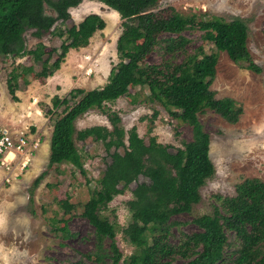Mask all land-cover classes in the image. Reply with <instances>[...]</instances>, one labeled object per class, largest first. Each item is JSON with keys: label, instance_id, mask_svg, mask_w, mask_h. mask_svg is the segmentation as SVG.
I'll use <instances>...</instances> for the list:
<instances>
[{"label": "trees", "instance_id": "16d2710c", "mask_svg": "<svg viewBox=\"0 0 264 264\" xmlns=\"http://www.w3.org/2000/svg\"><path fill=\"white\" fill-rule=\"evenodd\" d=\"M81 1L0 0V54L9 49L28 54L32 60L29 65L13 67L6 81L13 100L18 99L20 76L25 84L30 83L32 73L45 82L71 49L87 46L92 35L104 29L105 20L95 12L78 23H65L70 19L68 9ZM96 1L117 11L123 20L116 40L118 61L111 66L105 84L89 90L74 87L64 96H52L49 164L69 162L83 173V159L75 140L102 139L110 159L120 164L121 186L114 183L112 169L107 165L99 186L90 187L80 212L92 227V248L79 252L67 264H264L263 180L244 178L235 185L233 195L214 194L212 210L190 220L195 230H183L186 222L177 218L191 211L200 200V187L214 173L209 157L210 137L198 114L209 109L235 124L242 113L239 102L217 98L210 88L218 52L225 51L243 69L261 71L248 51L246 24L208 12L184 15L170 6L155 11L159 0ZM57 20L63 25L54 26ZM130 21L136 25L131 26ZM22 23L34 29L39 38L53 32L61 38L59 46L47 49L39 41L26 49L19 30ZM187 30L199 32L212 51L206 52L201 46L190 50ZM150 53L158 59L145 61ZM141 94L146 101L160 102L173 118L189 124L191 139L182 147L171 148L154 136L146 142L134 126L125 130L120 116L107 103L123 96H130L135 103ZM95 108L106 115L110 127L77 129L76 119ZM42 175L43 172L33 180L34 187ZM133 182L132 197L127 203L130 221L123 228L132 250L124 256L116 224L101 211ZM32 197L30 193V201ZM61 208L68 213L74 204L64 200ZM65 220L60 218L63 225L54 224L53 230L62 238L76 237L77 232L70 231Z\"/></svg>", "mask_w": 264, "mask_h": 264}, {"label": "rangeland", "instance_id": "374dc122", "mask_svg": "<svg viewBox=\"0 0 264 264\" xmlns=\"http://www.w3.org/2000/svg\"><path fill=\"white\" fill-rule=\"evenodd\" d=\"M168 6L184 15L208 12L226 20H242L247 26L248 51L261 68L260 72L243 69L225 51L218 52L215 77L210 88L217 98L229 97L239 102L242 113L235 124L228 123L209 109L198 114L203 129L210 137L209 157L214 173L200 187V200L192 206L191 211L177 215L179 220L186 222L182 229L190 231L196 229L190 221L194 216L212 210L214 194L233 195L235 185L244 178L257 177L264 181V0H159L154 10H164ZM68 11L70 19L65 23H78L87 14L95 12L105 20L106 25L92 35L87 46L71 49L60 68L45 82L41 83L32 73L29 75L30 83L25 84L24 77L20 76L17 100H13L9 94L6 81L13 67L29 65L32 60L28 54L22 55L9 49L0 54L1 126L5 127L3 118L10 119L16 111L19 113V109L24 112L29 110L20 105L22 101H28L25 106L34 101L30 108L39 113H35L37 116L43 117L39 131L32 123H26L24 131L28 139H36L39 144L25 167H36L34 176L25 179L23 169L8 182L0 171V216L6 220V227L0 230V264H67L78 257L79 252L90 250L93 245L92 227L80 215L90 187L99 186L107 165L112 169L114 183L121 186L120 164L110 159L102 139L90 137L84 141L75 140L83 159V173L69 162L49 164V141L54 118L49 112L52 96H64L74 87L89 90L105 84L111 66L118 61L116 40L123 29V20L118 12L96 0H82ZM128 23L136 25L134 21ZM62 25L60 20L54 23L56 27ZM19 30L26 49L34 47L39 41L47 49L58 47L61 42V38L53 32L39 38L34 34V29L24 23L19 24ZM185 34L191 38L190 50L201 46L206 52L212 51L211 44L202 40L199 32L187 30ZM157 59L156 54L150 53L145 61L154 62ZM137 100L133 103L130 96H123L107 103L120 116V125L125 130L134 126L146 142L154 136L158 142L171 148L182 147L184 142L191 139V126L173 118L160 102L146 101L144 94L139 95ZM92 125L110 127L106 115L98 108L88 110L75 121L77 129ZM41 172L43 175L34 187L33 180ZM10 186V191L4 190ZM134 186L135 182L131 183L101 211L116 224L117 239L124 256L132 250L124 237L123 228L130 221L127 203ZM30 193H33L32 201L29 200ZM10 200L14 202L8 203ZM64 200L74 204L68 213L61 208ZM60 218L66 219L70 231L77 232L76 237L62 238L59 232L53 230L54 224L63 225Z\"/></svg>", "mask_w": 264, "mask_h": 264}, {"label": "built area", "instance_id": "2783aa9c", "mask_svg": "<svg viewBox=\"0 0 264 264\" xmlns=\"http://www.w3.org/2000/svg\"><path fill=\"white\" fill-rule=\"evenodd\" d=\"M24 131L10 130L0 124V167L8 170L9 174L5 177L8 182L12 177H17L15 174L11 176L12 170L19 168L22 171L29 165L32 152L39 145L38 140L28 139Z\"/></svg>", "mask_w": 264, "mask_h": 264}, {"label": "crops", "instance_id": "0c3cea01", "mask_svg": "<svg viewBox=\"0 0 264 264\" xmlns=\"http://www.w3.org/2000/svg\"><path fill=\"white\" fill-rule=\"evenodd\" d=\"M27 102L28 101H22L21 103H20V105L21 106H24L25 108L26 107H28V109L29 110H27V111H22L21 109H19V113H17V111L13 114V116L10 118V119H5V118H3L2 120H3V123L5 124V127H9V128H11V129H16V130H21V129H26V127H27V124L26 123H32L34 126H36L37 128H36V131H39L40 130V126L41 125H43L42 124V121H43V117L42 116H40V115H36L37 113L34 111H32V105H33V103H34V101L33 102H31L28 106H25V105H27ZM31 107V108H30ZM27 109V108H26ZM31 109V110H30ZM37 111V110H36ZM36 113V114H35ZM39 114V113H38ZM3 116V115H2ZM5 119V120H4ZM31 121H33V122H31ZM3 124V125H4ZM19 126V127H18ZM18 127V128H17ZM42 127V126H41ZM33 128V127H32ZM18 169V171H16ZM36 167H32L31 166V169H25V172H24V174H23V177L25 178V179H27V178H30L31 176L33 177L34 175H33V173H35L36 172ZM19 168H16L15 170H12L11 172H10V174H11V176H13L14 174L17 176L18 175V172H19ZM0 171L3 173V174H5V176H7L8 174H9V172H8V170H6V169H4V168H0ZM20 172H22L21 170H20ZM14 178H16V177H12V179H14ZM2 188V186L0 185V189ZM4 189V188H3ZM6 189H8V190H6ZM6 189H4L5 191H10V189H11V186L10 187H8V188H6ZM2 191V190H1ZM6 195H9V194H6ZM7 199V198H6ZM11 202V204L14 202V201H9L8 203H10Z\"/></svg>", "mask_w": 264, "mask_h": 264}, {"label": "clouds", "instance_id": "9594fccd", "mask_svg": "<svg viewBox=\"0 0 264 264\" xmlns=\"http://www.w3.org/2000/svg\"><path fill=\"white\" fill-rule=\"evenodd\" d=\"M6 227V220L4 217L0 216V230H3Z\"/></svg>", "mask_w": 264, "mask_h": 264}]
</instances>
